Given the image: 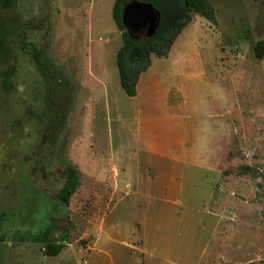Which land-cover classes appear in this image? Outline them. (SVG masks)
<instances>
[{"label": "rangeland", "instance_id": "374dc122", "mask_svg": "<svg viewBox=\"0 0 264 264\" xmlns=\"http://www.w3.org/2000/svg\"><path fill=\"white\" fill-rule=\"evenodd\" d=\"M114 1L0 6V264H89L98 240L96 264H264V0H212L216 24L195 15L151 58L146 105L120 84ZM33 47L64 80L42 76ZM71 164L81 184L63 204ZM126 173L138 195L115 207ZM119 219L123 245L105 232Z\"/></svg>", "mask_w": 264, "mask_h": 264}, {"label": "trees", "instance_id": "16d2710c", "mask_svg": "<svg viewBox=\"0 0 264 264\" xmlns=\"http://www.w3.org/2000/svg\"><path fill=\"white\" fill-rule=\"evenodd\" d=\"M16 0H0V6L9 10ZM134 0H115L112 16L117 28L122 33V45L117 51L116 61L120 84L126 95L134 97L137 94V85L140 76L146 72L152 61V55L166 57L174 45L179 34L193 21L195 15H200L216 24V10L212 0H138L152 3L161 12V22L156 32L147 37L143 31L130 34L123 23L122 15L126 4ZM9 45L0 28V59L9 58ZM31 53L37 61L42 76L51 81L53 75L57 79H65L57 67L38 48L33 47ZM256 56L261 58L262 51L256 50ZM81 184V171L75 165L66 169L65 181L57 192V199L68 204ZM4 213L0 214V226L4 220ZM65 247L64 243H49L45 247L46 255H57Z\"/></svg>", "mask_w": 264, "mask_h": 264}, {"label": "crops", "instance_id": "0c3cea01", "mask_svg": "<svg viewBox=\"0 0 264 264\" xmlns=\"http://www.w3.org/2000/svg\"><path fill=\"white\" fill-rule=\"evenodd\" d=\"M153 56H156V55H152V57ZM152 66V65H151ZM151 70V67H149V69L147 70V72H149ZM144 73H146V72H144ZM143 73V74H144ZM141 75L140 76V79H139V82H138V85H137V94L134 96L135 98H137L138 100H139V102L141 103V104H147V100H148V98H144L146 95L144 94V92L141 90V85H142V79H143V76L144 75ZM137 112L139 113V114H151V113H149V112H147V110H145V108H143V107H138L137 108ZM155 121L157 122L158 121V119L156 118L155 119ZM137 123L138 124H141V122L140 121H138L137 120ZM144 132L142 133V131H140V137H141V139L143 140V142H144V144H145V147L149 150V151H152L153 153H155V154H157V155H160V156H163L164 155V153L165 152H163V151H161V150H159V148H157V147H155V144L154 143H156V141L154 142V140H153V138H151V137H149V135L146 133V131H147V129H146V122H144ZM141 140V141H142ZM129 171V170H128ZM128 173V172H127ZM127 173L126 174H121V175H119V176H121V185H118V187H119V190H120V192H119V195H118V198H117V200L115 201V207H118V202H121V200L123 199V197H124V194H129V196H132V195H138V193H136L137 192V189H136V186L135 185H133V188H128L127 186L129 185L128 183H130L131 181L130 180H126V175H127ZM94 177V176H93ZM95 178V181H94V184L96 183V177H94ZM93 184V186L90 188V192H92V193H96L98 196H101V193H100V186L98 185H94ZM133 183H131V185H132ZM128 189H132L131 191H132V193H130V192H128ZM166 194V193H165ZM128 196V197H129ZM100 198H98V199H95V201H97V202H99L98 200H99ZM167 201H169L168 199H166ZM102 204L103 205H105L107 202H109L107 199H106V195L104 196L103 195V198H102ZM105 203V204H104ZM111 203V202H110ZM144 220V219H143ZM119 224H114V226H112V227H110L109 229H107L105 232L107 233L106 234V237L108 238V235L111 237V243H113V244H116V242H119L120 243V245H123V243H125V242H128L129 243V236H126V237H124V238H120V240H116V239H114L113 237H115L116 236V234L113 232L114 230H112V229H115V231H118V230H120L121 231V233H123L122 231H124V229H122V228H126V227H128V226H130V224H132V222L131 223H129L128 225L126 224V223H123L122 222V220L121 219H119ZM145 221V224L146 225H149L148 224V221H146V220H144ZM123 237V236H122ZM100 239V238H99ZM127 240V241H126ZM159 252V251H158ZM99 253H101V254H104V255H106V256H108V255H110V253H109V251L106 249V248H101L100 246H99V240H98V244H96V248H94L93 249V256L91 255L90 256V263L89 264H96L95 263V260H97L99 257H98V254ZM156 253H153V255H155Z\"/></svg>", "mask_w": 264, "mask_h": 264}, {"label": "water", "instance_id": "95a60500", "mask_svg": "<svg viewBox=\"0 0 264 264\" xmlns=\"http://www.w3.org/2000/svg\"><path fill=\"white\" fill-rule=\"evenodd\" d=\"M161 12L150 2L134 0L126 4L122 19L130 34L143 31L151 37L161 22Z\"/></svg>", "mask_w": 264, "mask_h": 264}]
</instances>
